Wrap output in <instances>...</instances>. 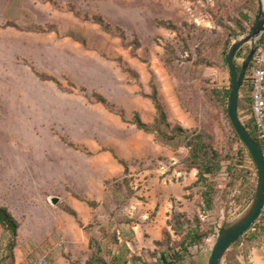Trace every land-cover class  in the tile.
I'll return each mask as SVG.
<instances>
[{
	"label": "rangeland",
	"instance_id": "obj_1",
	"mask_svg": "<svg viewBox=\"0 0 264 264\" xmlns=\"http://www.w3.org/2000/svg\"><path fill=\"white\" fill-rule=\"evenodd\" d=\"M259 5L0 0V197L10 200L21 227L12 255L11 233L0 225V261L22 264L47 249L49 264H162L164 253L175 264H207L218 230L255 195V164L212 89L230 86L228 39L253 27ZM152 82L172 126L213 137L222 167L208 181L189 168L188 147L162 144L132 122L136 113L154 122ZM263 221L223 264H246L253 247L262 250ZM193 231L203 238L183 243Z\"/></svg>",
	"mask_w": 264,
	"mask_h": 264
},
{
	"label": "trees",
	"instance_id": "obj_2",
	"mask_svg": "<svg viewBox=\"0 0 264 264\" xmlns=\"http://www.w3.org/2000/svg\"><path fill=\"white\" fill-rule=\"evenodd\" d=\"M243 15H244V17L248 18V16L246 14H243ZM98 21L100 22V24L105 29L107 28L108 25L104 23L103 18H99ZM162 24H163V22H162ZM12 25L16 26V24H12ZM38 29L43 30L41 28H38ZM245 31L246 30H244L243 33ZM238 35L239 34H236V36H238ZM230 37L228 39V45L226 47L227 52L229 51V48L232 44V39ZM263 38H264V34H263V37L261 38L262 41L264 40ZM244 46L245 45H243L242 48L237 52V58H239L241 56H243L244 58L247 57L250 49L247 53H244L243 52ZM224 62L227 65L225 58H224ZM241 65L242 64H240L237 61V68H238L239 72L241 70ZM251 66H250V68H248V70L246 72V77H245L243 86L241 87V95H240V99H239V115L241 118H243L242 110L247 108V107L249 108L251 105L250 93L252 90V83H251V78H249ZM122 68H123V70L128 72L130 76L138 77L137 73L132 68L127 67V66H123ZM227 68H228V65H227ZM39 75L44 80H55L58 84H60V82L56 78H54L50 75L42 74V73H40ZM230 82H231V78H230ZM244 90L248 94V97H246V98L242 97V91H244ZM230 91H231V84L227 88L225 87L222 89L221 88H213L212 89V93L215 95L216 98H218L217 100L225 103V107H226L225 109H226L227 115H228V100L230 97ZM147 96L150 97V99H152L154 106L156 108V111H157V115H156L154 122L147 123V122L143 121L142 118L140 117V115L137 113L135 114V117H134L132 122L137 126L138 129L143 130L147 133L154 134L156 137V140L162 144L170 145L173 148L180 147V146L188 147L189 148V156H188L189 168L190 169L191 168H198L199 179H202L204 181H208L206 175L207 174H215L222 167V163H221L222 160L220 159L217 150L213 146V137L211 135L207 134L202 129H196V130L190 132V131H187L182 125L176 124V125L172 126L168 120V114H167V111L164 107V104L162 103V101L160 99L157 86L153 82H152V93L147 95ZM95 97L97 98V100L99 102H102L103 104L109 106L107 99L104 96H102L101 94L95 93ZM228 118H229V115H228ZM229 120H230V118H229ZM243 122H244L246 128L249 130V132L253 135V137L258 141V143L261 145V147L264 150L263 143L258 139V137L255 133L253 120L251 118H248L246 120L244 119ZM230 123H231V121H230ZM231 125H232V123H231ZM232 127H233V125H232ZM233 129H234V127H233ZM234 131H235L237 138L242 143L244 149L249 154L247 147L244 145L243 141L240 139V137L237 134L235 129H234ZM249 156L252 159L250 154H249ZM121 162L124 164L125 173L128 174L130 171L129 163L124 161V160H121ZM243 175H244L243 172H241V176H243ZM213 191H214L213 187L207 186V189L204 192V200H205V203L208 207H211V205H212V201H213L212 193H213ZM88 202L92 206L97 205V202L94 200H89ZM68 210L71 213H73L75 216H77V211H75L73 208L70 207V208H68ZM263 219H264V211H263L262 215L260 216L256 225H258L259 222L263 221ZM79 223L82 224L80 221H79ZM227 224H229V223H226L221 228V230ZM0 225L4 229H6L7 231H9L11 233V240L9 242L8 247L10 249V252L13 255L14 249L16 246V239L18 237V232H19V228H20V222L12 214V212L8 209L7 206H1L0 205ZM256 225H254L253 227L256 228L255 227ZM262 229H264V227H262ZM255 230H253V231H255ZM247 234H245L235 244L240 243ZM203 235H204L203 233L193 231L192 233H189L188 235H186L183 243L184 242L188 243L189 241L196 242L199 239H202ZM165 237L170 239V232L169 231H165ZM162 259H163L162 264H175V260L171 259V257L168 255V253H164L162 255ZM0 264H3V261L2 262L0 261Z\"/></svg>",
	"mask_w": 264,
	"mask_h": 264
},
{
	"label": "water",
	"instance_id": "obj_3",
	"mask_svg": "<svg viewBox=\"0 0 264 264\" xmlns=\"http://www.w3.org/2000/svg\"><path fill=\"white\" fill-rule=\"evenodd\" d=\"M264 34V3L260 0L259 10L253 27L244 35L237 37L225 55L231 78V91L228 100V115L230 121L247 147L257 170V183L255 195L248 208L234 221L227 224L216 237L211 248L207 264H223L227 251L238 242L245 234L251 231L264 211V150L258 141L246 128L239 115V99L246 72L251 60L259 48ZM250 43V52L241 65L240 72L237 68V52L243 45Z\"/></svg>",
	"mask_w": 264,
	"mask_h": 264
},
{
	"label": "built area",
	"instance_id": "obj_4",
	"mask_svg": "<svg viewBox=\"0 0 264 264\" xmlns=\"http://www.w3.org/2000/svg\"><path fill=\"white\" fill-rule=\"evenodd\" d=\"M244 60V57L237 58V61L240 64H242ZM250 66L251 71L249 74V78H251L252 83V90L250 93L251 105L249 107L250 114L243 116V118L241 119L242 121L248 118H251L253 120L255 133L258 139L264 145V43H260L258 50L256 51L251 60ZM255 229L256 228H253V230ZM219 232L220 230H218V233ZM261 248L262 250H264V243L262 244ZM48 253L49 252L47 249L44 253L40 254L29 253L28 259L22 264H49Z\"/></svg>",
	"mask_w": 264,
	"mask_h": 264
},
{
	"label": "crops",
	"instance_id": "obj_5",
	"mask_svg": "<svg viewBox=\"0 0 264 264\" xmlns=\"http://www.w3.org/2000/svg\"><path fill=\"white\" fill-rule=\"evenodd\" d=\"M153 114H152V117L150 119H148V121L153 119ZM13 182L16 183L15 180H11V179L7 180L6 179L1 183L5 185V184H12ZM4 190H6V191L8 190V192H9L10 187L4 186ZM9 201L10 200H8L6 196L0 197V205L7 206L10 209V211L16 215L14 208ZM261 227H264V221H263V225H261ZM20 232H21V227L19 228V236H18L19 238H20ZM19 238H18V242H19ZM246 264H264V250L253 247L251 249V252L249 254V259H248Z\"/></svg>",
	"mask_w": 264,
	"mask_h": 264
}]
</instances>
